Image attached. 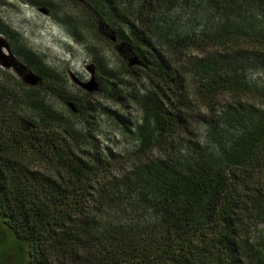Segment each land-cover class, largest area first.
<instances>
[{
    "label": "trees",
    "instance_id": "obj_1",
    "mask_svg": "<svg viewBox=\"0 0 264 264\" xmlns=\"http://www.w3.org/2000/svg\"><path fill=\"white\" fill-rule=\"evenodd\" d=\"M151 1L143 0V7L152 6ZM158 1L170 8L181 0ZM242 1L262 10L257 9L258 17L252 13L255 30L247 29L251 17L243 21L242 37L255 33L264 39V0ZM207 2L213 11L242 5L241 0ZM117 19L129 24L120 15ZM227 22L201 35L173 36L167 43L175 51L190 44L203 51L214 47L208 57L190 61L187 71L208 80L202 100L216 103L220 94L234 99L235 107L227 106L224 115L211 119L212 130L222 121L235 123L240 134L212 152L189 139L187 153L173 159L176 136L194 133L181 95L185 78L177 68L169 70L167 57L133 24L128 32L115 30L121 37L118 49L130 54L129 67L135 61L144 69L161 96L152 90L145 94L139 146L129 155L101 153L90 135H79L69 119L46 108L35 89L22 91L28 117L0 109V222L21 242L16 255L23 264H248L247 236H241L249 228L244 219L264 214V110L256 109L247 94L264 89L246 82L247 46L239 45L233 33L237 27ZM27 60L40 71L38 76L42 70L51 76L45 59ZM92 81L99 85L97 74ZM62 102L73 113L69 99ZM85 105L80 100L72 106L84 117ZM156 146L165 157L140 158ZM128 158L132 167L123 173L119 167ZM126 198L132 212L148 211L150 219L102 225L96 213L88 212Z\"/></svg>",
    "mask_w": 264,
    "mask_h": 264
},
{
    "label": "rangeland",
    "instance_id": "obj_2",
    "mask_svg": "<svg viewBox=\"0 0 264 264\" xmlns=\"http://www.w3.org/2000/svg\"><path fill=\"white\" fill-rule=\"evenodd\" d=\"M142 2L111 0L109 4L106 0H0V36L9 46L8 51L5 48L2 51L10 56L8 67L0 65V109L28 117L30 113L26 105L29 102L23 98L22 91L35 89L40 92L46 108L69 119L71 128L79 135H90L89 138L97 142V150L101 153L111 151L126 156L135 151L139 146L138 128L144 123L143 98L148 91H158L148 83L144 69L137 62L131 67L127 65L126 59L130 54L124 48L119 50L109 39L103 38L93 15L98 13L101 21L109 24L113 30L124 29L128 32L131 24L143 30L145 36H150V43L167 57L169 70L177 68L182 72L186 94L182 92L181 95L186 97L187 122L194 133L176 136L173 159L176 156L181 159L187 153L189 144L186 142L189 139L207 152L228 145L229 139L239 136L240 129L235 123L229 126L221 121L214 132L211 119L224 115L227 106L235 107L234 99L229 94H220L216 103L202 100V86L208 80H200L187 71L190 61L208 57V54L215 52L214 47L209 45L203 51L199 45L190 44L175 51L169 49L167 43L173 36L201 35L206 28L214 30L218 24L228 21L237 27L233 33L239 37V45L247 46V49H243L247 51L243 61L246 82L256 89H264V39L255 33L242 37L239 31L247 27L243 22L247 18H252L253 23L250 25L248 21L247 29L255 30L257 24L254 20L257 19L252 13L256 16L260 8L242 0L240 9L216 11L209 7L207 0H181L170 8L160 6L158 0L151 1L153 4L150 7H143ZM117 15L128 19V26L121 23ZM12 55L14 59H11ZM29 56L45 59L44 68L52 72L51 76L43 70L38 76L40 71L28 62ZM28 65L30 67L27 68ZM28 71L40 78L34 86L24 81ZM109 71H113V74ZM95 74L99 81L97 87L92 83ZM105 83L108 86L104 92ZM5 91L11 96L8 97ZM158 94L161 96V90ZM247 97L256 109L264 110V93L255 90L248 92ZM62 98L69 99L72 105L81 100L89 110L83 114L84 117L77 115V110L74 115V112L68 111ZM230 111L232 113L233 109ZM139 156L141 159H157L165 157V154L156 146ZM132 161L131 158L124 161L119 167L123 168L121 172L130 171ZM121 172L118 176L122 175ZM128 199L115 200L99 211L89 207L88 212L92 210L96 213L102 225L150 219L148 211L140 209L132 212L127 206ZM244 220L249 226L248 231L241 235L247 236L248 264H264V214L253 213ZM19 244L21 242L0 222V264L24 263L16 255Z\"/></svg>",
    "mask_w": 264,
    "mask_h": 264
},
{
    "label": "water",
    "instance_id": "obj_3",
    "mask_svg": "<svg viewBox=\"0 0 264 264\" xmlns=\"http://www.w3.org/2000/svg\"><path fill=\"white\" fill-rule=\"evenodd\" d=\"M5 48L7 51L9 50V46L7 45L6 41L4 40L3 37L0 36V65L2 67H8L9 63H7L8 59H10L8 56V54H4V52L2 51V49ZM14 59L13 55L11 57V59ZM135 63V61H133L131 63V65ZM22 67H24L23 65H21ZM40 80V78L33 74L32 72L28 71L27 75L24 77V81L27 85L29 86H34L37 81ZM70 109H72L73 112H75L76 110L74 109V107L72 105H70Z\"/></svg>",
    "mask_w": 264,
    "mask_h": 264
},
{
    "label": "flooded vegetation",
    "instance_id": "obj_4",
    "mask_svg": "<svg viewBox=\"0 0 264 264\" xmlns=\"http://www.w3.org/2000/svg\"><path fill=\"white\" fill-rule=\"evenodd\" d=\"M93 15L96 18V24L99 32L104 36L103 38L109 39V41H111V43H113L116 46V48H118V46L121 44V39L118 33L115 30H113L109 24L101 21V17L98 13H96V15L93 13Z\"/></svg>",
    "mask_w": 264,
    "mask_h": 264
}]
</instances>
